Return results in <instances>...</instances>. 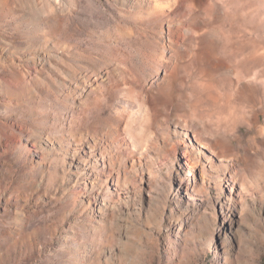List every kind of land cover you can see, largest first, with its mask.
I'll list each match as a JSON object with an SVG mask.
<instances>
[{
  "label": "rangeland",
  "instance_id": "1",
  "mask_svg": "<svg viewBox=\"0 0 264 264\" xmlns=\"http://www.w3.org/2000/svg\"><path fill=\"white\" fill-rule=\"evenodd\" d=\"M156 1L0 0V264H264V0Z\"/></svg>",
  "mask_w": 264,
  "mask_h": 264
},
{
  "label": "bare ground",
  "instance_id": "2",
  "mask_svg": "<svg viewBox=\"0 0 264 264\" xmlns=\"http://www.w3.org/2000/svg\"><path fill=\"white\" fill-rule=\"evenodd\" d=\"M150 4L152 6H157L159 4V2H157L156 0H150ZM183 28H179L178 30H181ZM186 33H188L186 31ZM170 133L166 134L163 138L164 140H166L165 145H170L172 143V139L171 136H169ZM175 137H178L177 135H175ZM116 138H114L113 136L111 137V143H112V147L114 150L121 148V145L119 143H116ZM185 140L189 141V145L188 147H186L185 150H183L181 152V159L183 162V167L189 172H193V169L195 167V164L197 161H199L202 158V155L200 153V151H195V147L194 144L192 142V140H190L188 137L185 138ZM194 141L198 144V147L201 148H205L204 147V143H202V141H200L198 139V137L195 135L194 137ZM145 153H150V159H152V156H155L157 158L161 157V149L160 146L155 142H153V144L151 145V147H145ZM198 148V149H199ZM175 150V149H174ZM166 158V157H165ZM166 160H168V158H166ZM151 167V162L147 159L146 156H141L138 159H131L129 162V168H130V173L141 177L142 182H143V178L145 176V174H147L146 172L150 170ZM129 173V174H130ZM221 173L224 175V186L226 188V195H227V199L232 200L236 203H240L243 200V196L241 194V190L239 189V184H238V174L235 171V167L232 165L229 168L227 166L222 167L221 168ZM149 183L152 184V179H151V175L149 176ZM147 182V181H146ZM179 183L182 184L183 181L179 180ZM183 202L186 204V211L190 212L192 214H196V211L198 209L195 208V201L194 199L190 198V197H185L183 199ZM229 209V208H228Z\"/></svg>",
  "mask_w": 264,
  "mask_h": 264
}]
</instances>
